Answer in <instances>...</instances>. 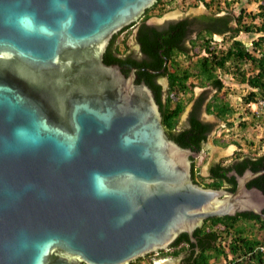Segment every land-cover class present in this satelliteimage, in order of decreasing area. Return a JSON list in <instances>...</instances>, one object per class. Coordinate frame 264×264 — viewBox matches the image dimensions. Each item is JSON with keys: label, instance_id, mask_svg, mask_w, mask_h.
<instances>
[{"label": "water", "instance_id": "1", "mask_svg": "<svg viewBox=\"0 0 264 264\" xmlns=\"http://www.w3.org/2000/svg\"><path fill=\"white\" fill-rule=\"evenodd\" d=\"M158 0H0V264H130L264 208L192 178L147 85L103 60ZM22 18H25L21 23Z\"/></svg>", "mask_w": 264, "mask_h": 264}, {"label": "trees", "instance_id": "2", "mask_svg": "<svg viewBox=\"0 0 264 264\" xmlns=\"http://www.w3.org/2000/svg\"><path fill=\"white\" fill-rule=\"evenodd\" d=\"M160 3L164 4V0H158L153 7L147 9V13L158 6ZM210 4V3H208ZM146 13V16H147ZM243 13L238 17V25L234 26L232 21L234 20L231 14H226L218 17V22L223 28L219 32L225 33L226 37H230L231 45L226 49L217 50L211 44L212 38H207L205 42H202L201 47L206 49L207 55L199 57L196 60L194 68L181 67L177 61H174L170 70V87L168 89V95L166 103H163L164 122L168 127L171 136L174 137L181 145L191 146L196 149H200L203 143L208 139V132L213 128L214 124L206 121H202L198 118L200 110L208 97L207 92H204L198 98H196L191 116L189 118V125L183 126L182 129L176 132V126L179 124L181 115L185 111L186 106L191 99H185L180 97L175 101L173 92L187 94L192 91V85L188 83L191 77L199 78L202 86L212 85L213 88L220 91L224 87L218 70L225 69L228 72L235 74L241 83H247L251 91L248 96L245 97L247 102L256 101L260 98H264V2H261L259 11L256 13H250L252 22L243 23ZM235 18V17H234ZM259 18V21H256ZM187 21H182L179 24H171L165 31H159L152 29L155 35H171V38L165 39V43L168 46L165 49H172L176 47L178 41H180L184 34ZM148 28V26H147ZM180 28V29H179ZM242 31L258 33L259 36L253 40L252 49L241 39L238 38ZM140 40L144 44V48L147 50L155 49L156 39L150 37V34L146 29H141ZM113 38L106 53L105 60L107 62H124V59L119 57L114 51ZM197 44V43H196ZM255 51L259 53L256 54ZM252 62L255 70L250 72L245 69L243 65ZM231 68V69H230ZM159 99V98H158ZM208 110L217 113L219 117L226 118L228 115L234 112L233 107L229 102L221 100V97L216 94L208 104ZM238 171L244 172L246 169H252L253 171H259L264 169V154L252 157L247 155L246 158L239 161L237 164ZM216 176L219 178L213 182L214 187H221L223 181L220 177L224 176L225 172L221 171V166L212 167ZM232 184L235 188L237 181L232 178ZM257 185L264 190V172L257 175L250 185ZM242 218L246 223H238V220ZM213 222L224 221L228 224L226 231L230 232L229 228L233 227V238L229 244V248L224 247L221 243H217L219 233L214 230H207V228L199 229L198 233L201 235L200 245L201 252H196L193 248L195 245L188 236V233H182L177 238L174 245H179L185 242L190 245V254L187 257L190 264H221V259L226 260L225 264H264V218L259 214L256 215L250 212L239 213V216H225L214 217ZM254 231L253 234L250 233ZM198 234V238H199ZM188 247L184 245L181 248H177L174 254H179L180 251H186ZM141 262V260H140ZM189 263V262H188ZM86 264V263H84ZM139 264V263H133Z\"/></svg>", "mask_w": 264, "mask_h": 264}, {"label": "rangeland", "instance_id": "3", "mask_svg": "<svg viewBox=\"0 0 264 264\" xmlns=\"http://www.w3.org/2000/svg\"><path fill=\"white\" fill-rule=\"evenodd\" d=\"M165 3H160L155 8L151 9L148 13L146 21L151 24L167 25L174 19L182 17H193L202 12L216 13L221 15L231 14L234 20V26L238 25V17L243 13V23H251L252 18L250 13L259 11L261 2L264 0H164ZM210 3V4H208ZM256 21H259L257 18ZM134 32L132 29L125 32L119 37V41L123 37H129V41H134ZM259 36L258 33L242 31L238 36L252 49L253 40ZM217 36V40L211 43L217 50L226 49L231 45L230 37ZM121 43V42H120ZM123 48V45H121ZM199 48V47H198ZM253 50V49H252ZM204 54V49L200 50ZM258 54V51H255ZM195 54V53H194ZM197 56L193 58L181 57V62L184 67H195ZM245 69L252 72L255 70L252 62L243 65ZM231 69V68H230ZM218 73L224 82V87L218 91L212 85L202 86L199 78L193 77L190 80L193 90L187 94L173 92L175 101L180 97L189 100L185 111L181 115L179 127L185 125L196 98L207 92L209 98H213L216 94L221 97V100L229 102L233 107L234 112L226 118L217 117L216 113L208 110V106L203 108V116L206 120L214 124V132L204 145L206 148L203 152L197 155L195 160V169L201 172L204 177L208 176V170L212 163L221 161L226 158L228 162L233 153H240L241 156H252L264 154V110H254L253 107L246 101L245 97L251 91L247 83H241L235 74L228 72L225 69H219ZM209 179V178H208ZM250 233L253 234L254 231ZM177 249V248H176ZM176 249L165 250L160 254L152 256L154 258L153 264H158L160 261L168 260L169 264H184L183 258L186 251H180L179 254H174ZM170 259V260H169ZM226 260L221 259V264H225Z\"/></svg>", "mask_w": 264, "mask_h": 264}, {"label": "flooded vegetation", "instance_id": "4", "mask_svg": "<svg viewBox=\"0 0 264 264\" xmlns=\"http://www.w3.org/2000/svg\"><path fill=\"white\" fill-rule=\"evenodd\" d=\"M146 13L147 12H145L144 16L140 20H137L133 23H129V24L125 25L120 31H118L112 35V37L110 38V41L106 47V50L103 53V60L105 63H107L109 65H117L119 67L121 73L127 77L134 75V82L138 86L147 85L150 88V90L153 94L154 100H155L156 104L158 105V109L162 115V121H163V124L165 126V132H166L167 136H169L174 141L178 142L177 140L174 139L173 136H171L170 131L164 122V113H163V103H166V99H167V95H168V89L170 87L171 66L173 65L174 61H177L181 67H184L182 62H181V57L193 58L196 55L197 58H199V57H202L204 55H207V51H206L205 47L202 48L200 45V44H202V42H205L207 40V38H212L211 43H213V42H215V40H217V36H223V40H224L225 39L224 37L226 35H225V33L219 32V30H221V28H223V27L217 20L218 17H220L222 15L217 14V12L216 13L202 12L198 15L193 16V17L187 16V17H182L180 19H174L173 21H170L167 25H158V24H151V23L147 22L146 18H145ZM182 21H184V22L187 21L186 28L184 27L185 34H184L183 38L180 41H178L175 48L165 49L163 46H165L166 48H168V46L166 45V43L164 41L167 38L168 39L171 38V35L159 34V35L153 36V35H155V33H153L152 29H156V30L164 32L165 29L169 28V26L171 24L177 25ZM147 26H148V28H147ZM130 29H132V31L134 32L133 33L134 34V41L130 42L129 37H125V36L123 37V39L121 41H119V37L122 34H124L125 32L129 31ZM141 29H146L148 31V33L150 34L151 38L158 40V41H156V44H155L156 47H154L155 49L147 50L146 48H144V44L140 40ZM113 38H115L113 49L119 57L124 59V62H122V63L116 62V61L115 62H107L105 60V53H106L110 43L112 42ZM121 45H123V48ZM201 49H204V54L200 53ZM188 67H190V66H188ZM192 78L193 77H191L188 80V83H190V80ZM209 85L210 84L205 85V86H209ZM210 100H211V98L207 97V99L203 105V108L206 104H207L206 106H208ZM203 108H202V110H200V114L198 115V118L202 121L212 123L211 121L206 120V118L203 116V114H202ZM190 116H191V112L188 116V119H187L185 125H183L184 127L189 125ZM216 116L219 117L218 114ZM179 125L180 124H178L176 126V132L183 128V127H179ZM213 132H214V126L208 132L209 133L208 139L210 138V136ZM208 139L203 143V146L200 149H196V148H193L191 146H185L184 145V147L188 148L191 151L190 158L192 161V178L196 183L202 184V185H204L206 187H210V188L225 189L228 191L235 192L238 189V186L240 183L239 178L241 176L247 175L250 170L252 172H258V171H253L252 169L249 168V169H246L244 172L240 173L238 171L237 164L239 161L243 160L247 156H241V155H239L240 153H238V154L233 153L234 155H233V157H231L229 162H228V160H226V158H223L221 161H215L214 163H212V165L210 166V168L208 170V176H209L208 178L209 179L207 177H204L201 172L196 171L194 163H195L197 155H199L201 152H203L205 150L206 147L204 145L206 144ZM218 165L221 166V171L225 172L224 176L220 177L223 181V184L219 188L214 187L212 185L213 182H215L219 179L216 176L215 172L212 170V167H215ZM262 170H264V169H262ZM256 177L257 176H252L251 178H249V180L247 181L248 187L251 188V187L257 186L255 184L250 185L251 181ZM232 178H235V180L237 181L235 188L233 187V184H232ZM243 212H250V213H254L256 215L259 214L261 217L264 218V208L262 209L261 213H256L253 210L247 209V210L237 212V214H235V216H237V215L239 216V213H243ZM225 216H234V215L227 214V215L210 216V217H207L206 219H204L200 224L196 225L192 231H189V232L186 231V233H188L190 240L195 243L193 248L196 249V252H201V250H202L201 245H200L201 235L198 233V230L203 229L205 227L209 231L210 230L217 231L219 233L217 243L218 244L221 243L224 247L229 248V244L233 238V227L229 228L230 232H228V231H226V229L228 227V224H226V222L218 221L217 223H215L212 221L214 217H225ZM242 222L246 223L247 221H243V219L240 218L238 220V223H242ZM182 233H185V232H182ZM198 234H199V238H198ZM176 240L170 245V247L167 250L181 248L184 245H186L188 248L186 249L185 257L183 258L182 261L184 264L192 263V262L188 261V259H187V257L190 254V245L185 243V242H182L179 245H174ZM164 251L165 250H162L158 253L160 254L161 252H164ZM151 254H153V253H151ZM149 255L150 254H148L144 257H140V258L134 260L133 262H131L130 264L138 263V262H140V260L148 257Z\"/></svg>", "mask_w": 264, "mask_h": 264}, {"label": "built area", "instance_id": "5", "mask_svg": "<svg viewBox=\"0 0 264 264\" xmlns=\"http://www.w3.org/2000/svg\"><path fill=\"white\" fill-rule=\"evenodd\" d=\"M251 107H253L254 110H264V98H260L256 101H252L249 103ZM157 253L150 254L148 257L143 258L141 262H138L139 264H153L154 258L152 256H155ZM153 260V261H152Z\"/></svg>", "mask_w": 264, "mask_h": 264}, {"label": "bare ground", "instance_id": "6", "mask_svg": "<svg viewBox=\"0 0 264 264\" xmlns=\"http://www.w3.org/2000/svg\"><path fill=\"white\" fill-rule=\"evenodd\" d=\"M170 260V259H169ZM170 261H172V260H170ZM170 261H169V263H170ZM173 262V261H172ZM168 263V260H163V261H160L158 264H169Z\"/></svg>", "mask_w": 264, "mask_h": 264}, {"label": "clouds", "instance_id": "7", "mask_svg": "<svg viewBox=\"0 0 264 264\" xmlns=\"http://www.w3.org/2000/svg\"><path fill=\"white\" fill-rule=\"evenodd\" d=\"M229 1V0H228ZM24 20H25V18H22V20H21V23H23L24 22ZM251 103V102H250ZM155 254V253H154ZM157 254H159V253H157Z\"/></svg>", "mask_w": 264, "mask_h": 264}]
</instances>
